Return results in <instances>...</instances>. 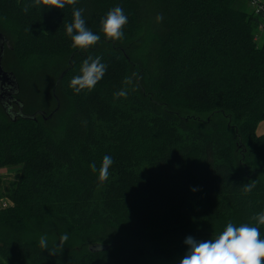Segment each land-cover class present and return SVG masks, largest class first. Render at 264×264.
<instances>
[{"label": "trees", "instance_id": "obj_1", "mask_svg": "<svg viewBox=\"0 0 264 264\" xmlns=\"http://www.w3.org/2000/svg\"><path fill=\"white\" fill-rule=\"evenodd\" d=\"M250 1L78 0L25 13L34 0H0L1 63L19 102L9 115L0 100V168L18 172L8 186L0 179V200L13 203L0 209V264H150L187 253L189 236L215 239L228 222L258 226L264 12ZM117 6L128 22L111 41L100 22ZM74 7L101 37L88 49L66 35ZM88 57L106 71L76 93L70 81ZM33 74L50 88L31 85L32 112L19 81ZM121 89L126 98L115 97ZM105 155L113 163L100 181Z\"/></svg>", "mask_w": 264, "mask_h": 264}, {"label": "clouds", "instance_id": "obj_2", "mask_svg": "<svg viewBox=\"0 0 264 264\" xmlns=\"http://www.w3.org/2000/svg\"><path fill=\"white\" fill-rule=\"evenodd\" d=\"M78 0H34L32 4H26L23 11L27 13L30 7L62 9L65 6H75ZM84 9L73 8L72 22L65 26L66 35L71 37L72 46L79 49H88L95 45L100 39V35L92 32L86 27L83 16ZM162 20V16L157 17ZM128 22V17L119 6L109 10L105 17L101 19L100 26L104 37L111 41H118L124 36L123 28ZM106 65L101 62V57H88L83 61L80 74L70 81V87L80 93L83 90L91 91L103 78ZM131 83L130 79L124 81ZM127 96V90L121 89L115 93V97ZM113 163L112 157L105 155L98 169L100 181H106L109 175V168ZM90 169L97 171L95 162L89 165ZM255 185L245 186V190L252 191ZM252 220L258 226L250 224L234 225L228 222L223 231L215 238L206 241H197L189 236L184 240L188 251L180 260V264H264V238H261L259 226H264V212L254 215ZM68 240V235L60 237L61 243ZM41 249L48 248L46 236L39 239ZM55 254V249H53Z\"/></svg>", "mask_w": 264, "mask_h": 264}, {"label": "rangeland", "instance_id": "obj_3", "mask_svg": "<svg viewBox=\"0 0 264 264\" xmlns=\"http://www.w3.org/2000/svg\"><path fill=\"white\" fill-rule=\"evenodd\" d=\"M251 2V1H250ZM42 73V72H41ZM44 77L45 75L42 74ZM33 76V78H32ZM31 77L27 76L28 78L26 79H20L19 84H20V89H21V94L20 97L23 100L24 104L30 109V111H34V110H38V108L40 107V104L37 103L35 98V94L32 93V87L31 85L35 82V83H39V85L42 83V87H48L50 88V86H47L46 81L41 80V77L39 80H36L35 77L37 75H32ZM42 76V79H43ZM41 80V81H40ZM41 99L39 98V101ZM11 104H14L13 102ZM15 108L13 107L14 111H17L16 108V104H14ZM47 110L50 111L54 108V104L50 103L48 106H46ZM256 134L258 135H264V120L260 121L257 124L256 127ZM17 168H15L14 166L12 167H2L0 168V179L5 182L3 183V186H8L11 182L15 181V179L18 176V172L16 170ZM3 200H5L7 202V208L12 206V201L11 199L8 198H1ZM5 207V208H6ZM175 249H173L174 251ZM178 253H175L174 255L171 256L170 259L168 258H160V259H155L153 261H150V264H180V260L184 257V255L186 254L185 252H183L182 250H177Z\"/></svg>", "mask_w": 264, "mask_h": 264}, {"label": "water", "instance_id": "obj_4", "mask_svg": "<svg viewBox=\"0 0 264 264\" xmlns=\"http://www.w3.org/2000/svg\"><path fill=\"white\" fill-rule=\"evenodd\" d=\"M5 43H7V40L0 33V100L9 115H17L18 113L13 110L11 103H19L18 101H15L13 97V95L18 93V83L14 74L10 71L4 70L1 63L4 55ZM19 110H21V106H19Z\"/></svg>", "mask_w": 264, "mask_h": 264}, {"label": "built area", "instance_id": "obj_5", "mask_svg": "<svg viewBox=\"0 0 264 264\" xmlns=\"http://www.w3.org/2000/svg\"><path fill=\"white\" fill-rule=\"evenodd\" d=\"M251 6L254 8L256 13L264 12L263 6L260 0H251ZM7 206V202L5 200H0V209H3Z\"/></svg>", "mask_w": 264, "mask_h": 264}]
</instances>
